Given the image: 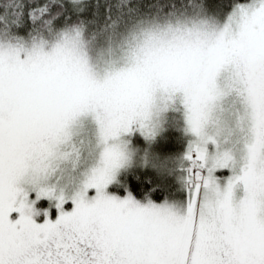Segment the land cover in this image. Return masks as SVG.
<instances>
[{
    "label": "snow or ice",
    "instance_id": "1",
    "mask_svg": "<svg viewBox=\"0 0 264 264\" xmlns=\"http://www.w3.org/2000/svg\"><path fill=\"white\" fill-rule=\"evenodd\" d=\"M0 264H264V0H0Z\"/></svg>",
    "mask_w": 264,
    "mask_h": 264
}]
</instances>
